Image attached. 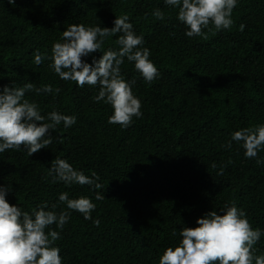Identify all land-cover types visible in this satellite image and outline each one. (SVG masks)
I'll return each mask as SVG.
<instances>
[{"label":"trees","instance_id":"1","mask_svg":"<svg viewBox=\"0 0 264 264\" xmlns=\"http://www.w3.org/2000/svg\"><path fill=\"white\" fill-rule=\"evenodd\" d=\"M157 8L163 21L151 15ZM177 11L164 0H0V90L51 84L59 95L28 92L25 98L43 115L55 110L76 117L70 128L61 123L48 148L31 157L24 150L0 153V186H11L6 200L22 211L43 202L48 210L53 204L57 213L67 210L58 202L62 192L96 204L91 220L69 210L62 231L51 226L60 231L55 246L62 264H159L164 250L178 245L183 227H197V219L213 210L223 215L232 203L253 229L264 231V163L256 162L264 160V150L248 159L236 142L223 147L234 131L264 125V0H238L233 26L205 29L206 39L186 36ZM125 14L160 72L145 83L125 58L121 73L135 79L132 91L142 104V117L127 129L107 122L113 110L94 102L98 87L61 80L49 60L34 63L37 50L51 55L70 24L112 28ZM119 35L82 59L91 64L102 51L118 49ZM57 157L89 177L95 172L103 188L53 183L48 169ZM96 192L105 199L97 201ZM254 248L255 255L264 254V235Z\"/></svg>","mask_w":264,"mask_h":264},{"label":"clouds","instance_id":"2","mask_svg":"<svg viewBox=\"0 0 264 264\" xmlns=\"http://www.w3.org/2000/svg\"><path fill=\"white\" fill-rule=\"evenodd\" d=\"M7 2L14 4L15 0ZM164 3L178 10L177 19L185 25L186 36L206 39L205 29L220 31L233 26L232 14L238 0H164ZM151 15L156 20L165 19V13L159 8ZM113 24L112 28L70 24L62 32L63 42L52 45L51 55L37 50L34 63L39 66L49 60L48 67L61 80L74 82L80 88L85 85L98 87L94 102L103 101L113 110L107 122L127 129L134 117H142V104L132 91L135 79L126 81L121 73L125 58L134 64L135 71L145 83L151 84L160 72L150 59V50L142 47L144 38L135 34L127 14L116 17ZM244 27L240 25V31ZM117 34H120L115 41L118 49L102 51L103 55L98 60L93 59L91 64L82 59L101 51L106 38ZM28 92L59 95L61 89L53 88L51 84L36 87L32 82L23 86H3L0 90V153L24 150L31 157L48 148L52 143L51 133L61 123L65 128L76 123L75 116L55 110L43 115L36 102L25 98ZM232 142L241 146L246 158L255 159L258 152L264 150V125L234 131L223 147L231 149ZM256 162L262 164L264 160L257 159ZM211 166L216 168L217 164ZM226 167L227 164L222 165L218 174L222 175ZM48 175L53 183L88 185L94 191L103 188L95 172L89 177L59 157L51 162ZM9 191L10 185L0 186V264H62L60 248L55 246V242L61 239L60 231L51 226L62 231L70 219L69 210L91 220L96 204L89 197L70 199L68 192H62L58 202L65 204L67 210L57 213V204L48 210L49 205L43 202L28 212L9 204L6 200ZM95 199L104 200L105 196L96 192ZM221 212L223 215L215 210L207 212L197 219V227H183L179 231L178 245L167 247L159 256V264H264V254L255 255L254 248L264 231L253 229L245 211L235 203L226 204ZM93 223L98 227L100 221L94 220ZM172 235H176L175 229Z\"/></svg>","mask_w":264,"mask_h":264}]
</instances>
